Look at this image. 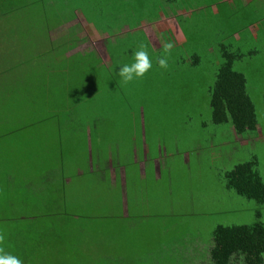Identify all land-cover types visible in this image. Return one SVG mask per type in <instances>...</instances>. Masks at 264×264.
I'll list each match as a JSON object with an SVG mask.
<instances>
[{"label": "rangeland", "instance_id": "rangeland-1", "mask_svg": "<svg viewBox=\"0 0 264 264\" xmlns=\"http://www.w3.org/2000/svg\"><path fill=\"white\" fill-rule=\"evenodd\" d=\"M192 2L200 4L201 1ZM73 3L78 4L75 0ZM157 5L158 0H121L116 4L102 6L105 11L120 14L114 16L118 26L123 23L136 24L130 27L131 32L126 37L119 34L117 41L114 39L109 42V59H106L107 40L94 23L86 22L80 8L73 20L51 31L53 40L69 32L79 38L76 48L68 52V55L93 51L102 62L89 64L84 79L77 71L76 81L63 80L55 75L53 84L64 87L63 92L49 94L46 86L37 101L43 102L48 97L49 104L60 106L47 109V113H40V120L35 125L30 122L31 114L17 118L24 125L18 133H14L19 136L17 149H25L22 151L23 160L13 164V167L18 174L27 173V178L40 175L46 187L45 194L39 197L36 194L32 199L44 201L54 195V198L61 197L64 207L60 210V206L54 205L56 215H46L36 223L33 216L20 217L16 213L19 210L16 209L17 201L22 198L18 197L19 183L12 176H4L12 169V162L9 163L4 153L0 154V200L8 197L2 184L11 182L9 192L13 197L10 200L17 210H12L11 216L6 218H3V211L0 210V250L3 253L19 257L23 264H194L191 257L184 256V253L188 254L191 237L195 241L197 237L207 241L217 225L252 224L258 219L257 211L261 212L264 222V203L228 188L221 167L218 165L217 169L209 166L211 162L218 163V158L206 153L203 160H200L204 163L202 167L196 163L193 155L191 167L186 166L182 156V141L179 147L176 144L181 154L177 153L174 158L168 159L174 171L173 195H170V200L164 201L157 200L150 193L153 199L150 197L148 204H143V201L134 202L135 206L139 204V207H144L145 215L137 217L140 222H126L124 216L117 215L123 205L119 199L120 190H111L109 182H98L89 175L90 154H93L96 166L98 155L102 158L105 150L112 149L118 140L127 139L129 128H137V116L142 108L149 131L154 132V137L159 136L168 142L173 140L175 134L180 140L182 137L183 141L195 135L208 137L209 129L203 125L202 117L197 115L193 120L190 117L195 111H203L205 93L215 77L212 60L221 57L223 53V49L218 47L214 54L207 51V46L211 45L208 35L216 32L207 21L212 19L207 17L209 9L207 7L202 10L204 13L198 12L200 18L195 19L198 16L193 15V18L183 23L186 32L192 34L190 52L199 51L204 55L203 61L194 66L196 72H193L184 63L179 68L180 64L175 61L168 62L167 69L161 68L155 63L158 55L147 46L142 30L134 28L138 27L143 16L147 18L156 11ZM93 9L97 10L93 5H88L86 14L101 23L97 13H92ZM205 12L207 22L202 19ZM224 18V34L230 35L229 32L236 28L238 16L232 15L231 10L225 8ZM24 19L33 23L38 17L33 14ZM199 21L208 28L207 32L201 29V35L195 31V25H200ZM157 28L160 34L167 33L162 25ZM226 40V43H231L232 37ZM13 42L18 51L19 43L15 34ZM250 42H254V39L248 42L244 38L241 42V50L247 54ZM142 45L153 60V67L144 77L125 83L118 75L120 65L131 63L133 53ZM248 56L238 64V68L247 75L248 92L254 102L263 134L257 135L259 140L255 149L246 147L239 156L252 159V155L256 154L264 180V51ZM28 87L18 86L8 104H29L34 88L29 83ZM6 89L7 93L0 95V99L10 98L11 90L9 87ZM5 119L6 114L0 118L2 122ZM220 127L224 125L218 124L215 129L218 131ZM4 132L0 129L1 142L5 138L2 136ZM227 164L225 168H229ZM130 207H134L133 202H130ZM171 207L175 210L168 214ZM109 209H112L113 215ZM29 212L39 214L36 208L30 207ZM53 219L55 222L52 224ZM48 220L50 223L46 226ZM23 249L25 255L19 253ZM233 264L245 263L242 257H236Z\"/></svg>", "mask_w": 264, "mask_h": 264}, {"label": "trees", "instance_id": "trees-1", "mask_svg": "<svg viewBox=\"0 0 264 264\" xmlns=\"http://www.w3.org/2000/svg\"><path fill=\"white\" fill-rule=\"evenodd\" d=\"M75 1L78 4H74L73 0H0V95L7 93L6 87L11 90L10 98L0 99V118L5 114L7 117L5 122L0 120V129L5 130L2 135L5 138L2 142L0 141V154L4 153V156H8L9 163L12 162V169H9L11 173H5L4 176L8 178L12 176L19 183L18 197H22L17 201L16 209H19L17 211L10 200L13 197L9 192L11 182L2 184L8 195L4 200H0L3 218L11 216L12 210H15L20 217L33 216L36 223L46 215H56L54 205L60 206V210L64 207L61 197L54 198V195L47 197L44 201L32 199V196L36 194V197L44 196L46 187L40 175L27 178V173L18 174L17 169L13 167V164L23 160L22 151L25 149L22 148V151L17 149L19 136L14 133L24 128L23 123L19 121L21 117L31 114L30 122L35 125L40 120V113H47V109L52 110L60 106V104H49L48 97H45L43 102L37 101L41 98L40 93L46 86L49 94L63 92L64 87L53 84L55 75L63 80L76 81L75 71H77L84 79L89 70V64L102 62L93 51L68 55V52L76 48L79 38L69 32L60 39L53 40L51 31L54 28L73 20L77 15V9L80 8L88 22L94 23L95 27L100 29L99 33L109 32L113 35L119 30L120 25L118 26L114 16L120 14L105 11L102 6L116 4L121 0ZM88 5H93L97 9H93L92 13H97L101 23L92 20L90 14H86ZM33 14L38 17L37 21L29 23L24 19ZM109 19L113 22L109 23ZM13 34L16 35L19 43L18 51L14 48ZM223 56L224 62L218 68L210 88L212 119L217 124L231 122L240 134L247 130H257L260 123L254 102L247 90L246 76L243 72L234 69V62L240 55L224 47ZM28 83L32 85L31 88H34L30 103L9 105L8 102L14 97L17 87L24 85L29 88ZM17 123L20 126H17ZM21 145L23 146V143ZM257 165L255 160L239 162L225 173V180L227 187L238 194L264 203V180ZM50 191L53 193L52 190ZM30 207L36 208L39 216L30 213ZM261 216V212L257 211L258 219L252 224L217 225L212 234L214 239V246L211 249L212 264H233L236 257H242L245 264H264V222ZM54 222L53 219L52 224ZM48 223L50 220L46 226L49 225ZM19 253L25 255L26 251L23 249Z\"/></svg>", "mask_w": 264, "mask_h": 264}, {"label": "crops", "instance_id": "crops-1", "mask_svg": "<svg viewBox=\"0 0 264 264\" xmlns=\"http://www.w3.org/2000/svg\"><path fill=\"white\" fill-rule=\"evenodd\" d=\"M200 1V4H197L192 2V0H158L157 10H154L147 18L143 16L138 27L134 26V28L142 30L147 46L158 55L155 58L157 65L159 64L158 58L167 55L168 62H178L180 64L179 68L184 63L188 70L196 72L194 66H198L203 61L204 55L199 51L190 52L189 41L192 34L190 35V33L186 32L183 23L193 18V15L198 16L195 19L200 18L198 12L204 13L202 10L208 7L207 17L212 19L207 21H209L210 27H213V31L216 32L208 35L211 45L207 46V51H212L214 54L216 47L223 49L226 46L231 52L240 55L234 62V69L243 72L247 79L246 73L238 68V64L249 57V54L264 51V0ZM225 8L231 10L232 15L238 16L236 18L238 22L236 28L229 32L230 35L224 34ZM206 14L205 12L202 15L204 21ZM85 20L88 24H91L86 17ZM199 23L200 25H195V31L197 30L200 33V31L204 30L207 32V25H202L201 21ZM133 24L136 25L135 23ZM132 25L123 23L113 35L109 34V32L101 33L107 40L106 59H109L111 55L109 53V42L114 39L117 41L119 34L123 38L126 37L131 32L129 29ZM159 25H162L167 30L165 35L160 34L157 28ZM227 37H232L231 43L225 42ZM244 38H247L248 42L249 39H254V42H250L249 54L241 50V42ZM169 41L174 43V47L170 53H165L163 45ZM254 50L256 51L253 52ZM223 59L222 53L221 57L212 60L211 65H213L215 77L218 68L224 62ZM215 77L209 83L208 90L205 93V99L202 102L203 111L198 113L195 111L190 117L192 120L197 115L202 117L204 120L203 125L209 129L208 137L202 138L199 135H195L196 137H186L183 141L182 137L180 140V137L175 134L173 135V140L169 142L164 141L159 136L154 137V132L149 131L146 122L147 117L145 116L144 108H142V111L137 116V128H129L126 134L127 139L118 140V143L112 149H109V151L105 150L102 158L98 155L96 166L93 154H90L89 175H92L98 182H109L112 185L110 187L111 190H120L121 196L119 199L123 202V205L117 215L124 216L126 222L128 220L140 222L137 217L145 215L144 207H139V204L135 206L134 202L143 201V204H148L151 197L150 193H153L154 198L157 200H170V195H173L174 171L169 165L168 159L174 158L177 153L181 154V150L178 148L181 141L184 143L182 151L184 164L188 167H191L193 155L196 163L203 167L204 163L200 160H203V156L206 153H211L219 159L218 163L216 161L211 162L209 166L217 168L219 165L224 176L229 169L239 162L255 160L257 164L259 163L256 154L252 155V159L242 158L239 154L245 151L246 147L251 150L255 149V144L259 140L257 135L259 133L263 134L261 125L257 130H247L242 134L236 131L231 122L220 123L224 127H220L218 131L215 129L218 124L212 119L210 105V88L214 83ZM206 109L208 114H206ZM189 112L191 113V110ZM227 163H229V168H225L228 165ZM152 188L153 190L151 191ZM151 199L153 198L151 197ZM130 202H133L134 207L132 209ZM174 210V207H171L168 210V214L170 212L173 213ZM109 212L113 215L112 209H109ZM190 240L187 250L188 254L184 253L185 258L191 257L190 260L194 261V264H212L213 236L207 241L199 240L198 237L196 241L192 237Z\"/></svg>", "mask_w": 264, "mask_h": 264}, {"label": "clouds", "instance_id": "clouds-1", "mask_svg": "<svg viewBox=\"0 0 264 264\" xmlns=\"http://www.w3.org/2000/svg\"><path fill=\"white\" fill-rule=\"evenodd\" d=\"M174 47L172 41L163 45L165 53H170ZM158 63L161 68H168L167 55L158 58ZM153 67V60L149 55L148 50L142 45L138 50L133 53V60L131 63H125L120 65L119 77L125 83L131 82L135 79L144 77ZM2 239V237H0ZM0 264H23V261L8 253H3L0 250Z\"/></svg>", "mask_w": 264, "mask_h": 264}, {"label": "bare ground", "instance_id": "bare-ground-1", "mask_svg": "<svg viewBox=\"0 0 264 264\" xmlns=\"http://www.w3.org/2000/svg\"><path fill=\"white\" fill-rule=\"evenodd\" d=\"M50 103V102H49ZM32 105V104H31ZM35 117V116H34ZM17 118V117H16ZM49 125V124H48ZM52 127V126H51ZM47 128V127H46ZM49 130V129H48ZM49 132V131H48ZM51 133V132H50ZM45 134V133H44ZM21 135V134H20ZM53 137H54V135H53ZM48 138V137H47ZM50 147V146H49ZM41 164V163H40Z\"/></svg>", "mask_w": 264, "mask_h": 264}]
</instances>
